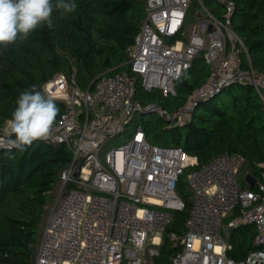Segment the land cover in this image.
<instances>
[{
    "label": "built area",
    "instance_id": "1",
    "mask_svg": "<svg viewBox=\"0 0 264 264\" xmlns=\"http://www.w3.org/2000/svg\"><path fill=\"white\" fill-rule=\"evenodd\" d=\"M217 1L218 13L203 0H146L142 26L127 49L126 70L101 75L85 90L63 72L42 85L64 107L45 141L65 144L72 160L61 173L36 264H159L155 259L167 228L185 208L178 192L184 175L192 205L184 229L168 232L176 250L161 264H264V184L256 181L253 188L248 175L245 186L239 183L242 154L223 152L199 167L197 156L181 146L149 142L139 123L123 144L110 147L138 113L183 125L201 101L233 84H250L260 98L264 94V72L253 68L232 27L233 0ZM193 4L196 19L187 24ZM199 55L211 72L182 107L171 111L135 98L138 84L175 95V82ZM244 224L255 226L259 247L235 259L229 255V232Z\"/></svg>",
    "mask_w": 264,
    "mask_h": 264
},
{
    "label": "trees",
    "instance_id": "2",
    "mask_svg": "<svg viewBox=\"0 0 264 264\" xmlns=\"http://www.w3.org/2000/svg\"><path fill=\"white\" fill-rule=\"evenodd\" d=\"M52 2L55 4V0ZM75 2L76 10L66 15L54 8L51 28L42 23L23 41L0 44V123L11 118L21 92L32 85L42 88L59 72L85 90L93 88L101 75L127 69V49L142 26L146 0ZM203 2L209 9H221L214 0ZM233 2L232 27L242 38L253 68L264 72V0ZM210 72V65L199 55L175 82V95L165 96L158 89L146 91L138 84L135 98L142 103L155 101L173 111L208 80ZM56 104L59 112L64 109ZM138 123L149 142L181 146L197 156L199 167L217 154L240 153L245 157L241 171L264 184V102L250 84H233L201 101L183 125H171L159 116L142 118ZM71 160L72 152L65 144L45 140H36L22 151L0 150V264H36L43 228L60 189L61 173ZM178 192L185 208L175 213L155 263L168 261L176 250L168 232L184 229L192 205L186 175L179 180ZM238 212L239 208L227 219ZM255 233L253 224L230 231L229 255L241 259L258 248Z\"/></svg>",
    "mask_w": 264,
    "mask_h": 264
},
{
    "label": "clouds",
    "instance_id": "3",
    "mask_svg": "<svg viewBox=\"0 0 264 264\" xmlns=\"http://www.w3.org/2000/svg\"><path fill=\"white\" fill-rule=\"evenodd\" d=\"M54 8L66 15L74 12L77 4L75 0H55V4L52 0H0V44L23 41L42 23L51 28ZM16 105L11 118L4 122L0 149L22 151L36 140H48L59 108L47 87L32 85L20 93Z\"/></svg>",
    "mask_w": 264,
    "mask_h": 264
},
{
    "label": "rangeland",
    "instance_id": "4",
    "mask_svg": "<svg viewBox=\"0 0 264 264\" xmlns=\"http://www.w3.org/2000/svg\"><path fill=\"white\" fill-rule=\"evenodd\" d=\"M215 1L218 3L217 0H214V2ZM209 7H210V10L211 11L216 12V13H218L221 10V9L219 10L218 8L212 9L211 6H209ZM195 8H197V5L196 4H193L191 6V10H190V13H189V16H188L187 24H190L191 22H193L196 19V17L193 15V10ZM243 58L246 59V56H245L244 53H243ZM155 117H157V114H155V113H148V114L138 113V114H136L135 117H134V119H133V122L127 127V131L121 137H115V138H113L112 141L110 142V147L123 144L128 139L131 130L135 127V125L139 121H141L142 118L143 119H151V118H155ZM238 181H239V183L241 185H246V183H247V181H246V172H244V169L242 171H240V173L238 175Z\"/></svg>",
    "mask_w": 264,
    "mask_h": 264
},
{
    "label": "water",
    "instance_id": "5",
    "mask_svg": "<svg viewBox=\"0 0 264 264\" xmlns=\"http://www.w3.org/2000/svg\"><path fill=\"white\" fill-rule=\"evenodd\" d=\"M95 81H96V80H95ZM95 81H94V82H95ZM94 82H93V83H94ZM247 178H248V181H249V183H250L251 186H253V185L256 183V181H257V179H255V178H254L253 176H251V175H248Z\"/></svg>",
    "mask_w": 264,
    "mask_h": 264
}]
</instances>
